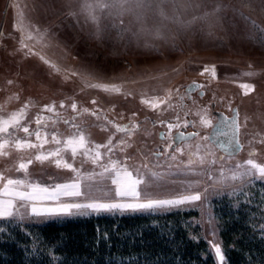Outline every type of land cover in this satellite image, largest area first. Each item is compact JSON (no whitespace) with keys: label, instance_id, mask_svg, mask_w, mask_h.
I'll return each mask as SVG.
<instances>
[{"label":"rangeland","instance_id":"374dc122","mask_svg":"<svg viewBox=\"0 0 264 264\" xmlns=\"http://www.w3.org/2000/svg\"><path fill=\"white\" fill-rule=\"evenodd\" d=\"M104 3L109 6L101 8ZM206 67L209 71L201 75ZM194 81L204 86L205 97L187 91ZM245 83L254 87L247 95L240 86ZM94 85L120 91L105 92ZM145 100L166 103L153 109ZM213 101L229 114L238 108L243 143L238 155H226L210 141L216 121ZM46 105L54 111L47 112ZM21 109V126L10 129L11 135L0 134V142L9 140L0 150L4 177L0 189L11 178L48 191L38 193L33 202L17 201V214L0 219V239L18 229L31 234V226L51 221L194 211L197 215L191 223L208 242L216 264L220 262L213 245L220 246L224 264H229L219 208L254 207L258 226L264 228V178L255 174L247 180L229 178L243 171L236 165L249 159L264 165V0H0V118ZM201 117L211 123L202 124ZM185 122L188 130L199 133L177 145L183 150L180 154L173 149L174 134ZM168 123L178 127L169 131ZM115 125L131 129V135L117 132ZM23 126L33 134L23 133ZM38 127L42 140L47 134V143L18 150L17 139L42 142L34 135ZM78 131L92 144L111 139L112 151L100 150L101 163L119 161L151 178L146 193L150 198L199 193L200 200L149 211L73 209L71 214L33 215V204L38 209H59L68 203L119 201L111 191L109 174L82 154L73 159L70 152L62 151L58 157L35 160L36 155L62 149L64 141ZM162 131L167 139L160 137ZM53 133L60 144L53 141ZM122 140L126 143L120 144ZM29 160L27 171L20 170L19 164ZM64 161L85 177L81 182L85 195L57 193L58 184L77 177V172L64 168Z\"/></svg>","mask_w":264,"mask_h":264},{"label":"trees","instance_id":"16d2710c","mask_svg":"<svg viewBox=\"0 0 264 264\" xmlns=\"http://www.w3.org/2000/svg\"><path fill=\"white\" fill-rule=\"evenodd\" d=\"M218 211L229 264H264V228L255 208ZM195 215H100L33 225L31 234L12 230L0 239V264H216L191 223Z\"/></svg>","mask_w":264,"mask_h":264},{"label":"snow or ice","instance_id":"6c2138e0","mask_svg":"<svg viewBox=\"0 0 264 264\" xmlns=\"http://www.w3.org/2000/svg\"><path fill=\"white\" fill-rule=\"evenodd\" d=\"M109 4L104 3L101 4V8H107ZM43 60L44 58L41 57ZM48 63L47 60L44 61ZM51 67L55 68V65H51ZM209 69L206 67L204 72L201 73L203 75L205 72H208ZM75 74V73H74ZM246 75H252V73H246ZM212 76L215 78V71L214 66L212 70ZM11 83V82H10ZM241 88L245 90V94L247 95L249 92L254 91V87L250 84H241ZM94 87H102L105 92H119L120 89L112 86L109 88L107 85H94ZM95 103V101H93ZM143 103L147 104L149 107L156 109L159 108L161 104L166 103L165 100H153L148 101L145 100ZM26 107V106H25ZM60 107H64L63 103H61ZM72 109L75 110L77 105L73 103L71 105ZM45 110L47 112H53V106H45ZM24 116V109H21L19 112H13L7 118H0V134L11 135L10 129L15 131L18 127L21 126V119ZM41 123V119L38 118L36 120V124L39 126ZM67 123V121H65ZM163 123V121H162ZM201 123L204 125H209L211 122L201 117ZM233 125L236 127L237 132L239 131V123L238 120H233ZM184 126H188V122L184 123ZM178 127V125H174L171 123L167 124V128L169 131L171 129ZM117 132H128L131 135L132 130L125 128L120 125H115ZM23 133L32 135L33 133L30 132L29 127L23 126L21 128ZM35 138L37 141H42L39 145L30 142L27 139L15 140V147L19 149L24 148H37L43 147L44 143H47V134H45L44 139L42 140L41 131L39 127L34 132ZM189 136L195 137L198 133H189ZM168 136H162V139H167ZM180 138L182 140L186 139L185 134L180 133ZM52 139L55 141L56 144H60V140L56 138V134H52ZM207 139V138H204ZM125 141H120V144H125ZM9 144V140L5 139L3 142H0V150H3ZM112 145V140L109 139L106 144L90 143L84 133L82 131H78L73 136H70L68 139L64 141V147L62 149L58 148L54 152H50L47 155H36L35 160L43 162L45 160H49L53 156H60L61 152H70L71 157L75 159L77 155L82 154L84 157L89 159L93 165H99L103 168V173L109 174L110 183L114 186L111 191L114 192V197L119 198L118 202H99L93 201L91 203H68L63 204L59 209H38L35 204L31 207V213L35 216H42V215H58V214H71V210H91L93 212H112V211H149L153 209H161V208H168V207H176L186 203H190L192 201L200 200V194H190V195H182L177 198H169V199H153L146 195L150 184L151 178L145 179L143 175L139 173L137 170L135 173L134 171L130 170L126 164H123L119 161H109L108 163H101L103 160L102 152L100 151L102 148L107 149L108 152L112 151L110 147ZM171 147V145H168ZM123 151V148L121 149ZM175 152L183 154V150L177 146L174 149ZM163 154V153H161ZM208 155H212L211 152ZM173 160L176 157L173 155L171 157ZM32 161L29 160L27 163H20L19 169L27 171L29 165H31ZM56 165L59 167L61 164V160L55 161ZM189 163H194L193 161H189ZM200 163H204V158L200 157ZM215 163V161H212ZM63 166L65 169H68L72 172H77V169L73 167L71 163L67 161L63 162ZM146 167V166H145ZM236 169H243L240 172H233L232 175L229 177L232 180H247L248 178L252 177L254 174L260 178H264V165H260L255 163L253 160L249 159L245 162L244 165H236ZM223 175V172H221ZM4 179L2 175H0V180ZM85 177H82L77 172L76 179L71 183H64L58 184L56 186L57 193H60L64 196H72V197H79L85 195V193L81 190V182L84 180ZM90 179V177H89ZM219 183H223V181H219ZM143 186V187H142ZM48 189L39 186L38 184H33L25 179H7L6 183L3 185V188L0 189V219H7L11 218L17 214V201L20 202H33L37 200L38 193L47 192ZM108 193L105 192V195ZM143 197V199H142ZM80 214H86L85 212H81ZM216 257L220 264H224L225 256L222 252V249L218 245H213Z\"/></svg>","mask_w":264,"mask_h":264},{"label":"water","instance_id":"95a60500","mask_svg":"<svg viewBox=\"0 0 264 264\" xmlns=\"http://www.w3.org/2000/svg\"><path fill=\"white\" fill-rule=\"evenodd\" d=\"M202 86V84L200 82H192L189 84V86L187 87V91L191 92L194 91V89L200 88ZM226 115H224V113L220 112L218 113V122L215 123L214 127L211 130L210 133V141L212 143H214L217 148L222 151L224 154L226 155H238L240 154V152L243 149V144L241 142L240 139V115H239V111L238 108L236 107L234 110V115L232 116V118L230 119H225ZM233 120H238L239 123V131L237 132V129L235 127V132H236V136L234 138H229V139H225L223 137V134L226 133L225 129L227 127V125L229 123L233 124ZM195 131H191V132H186V131H181L175 134V145L173 148H176L177 145H179L180 143H182L183 141H187V140H191L195 137L189 136V133H194ZM180 133L185 134L186 139L182 140L180 138ZM197 133V132H195ZM164 136V132H161V137Z\"/></svg>","mask_w":264,"mask_h":264},{"label":"flooded vegetation","instance_id":"af4514ba","mask_svg":"<svg viewBox=\"0 0 264 264\" xmlns=\"http://www.w3.org/2000/svg\"><path fill=\"white\" fill-rule=\"evenodd\" d=\"M206 89L204 88V86L202 85L200 88H197V89H194V91H191V92H189L190 94L191 93H196V94H198L201 98L202 97H205V95H206ZM211 106H212V110H213V114L215 115V117H216V121L213 123V126H212V128L214 127V125H215V123L216 122H218V113H220V112H222V113H224V115H226V117H225V119H230V118H232V116L234 115V110H235V108L236 107H234L233 108V110H232V112H231V114H229V113H227V111H224L223 110V108L219 105L218 106V103L216 102V101H213L212 102V104H211ZM190 124H192V121H190ZM212 128H211V130H212ZM226 131V133H224L223 134V137L225 138V139H229V138H234L235 136H236V132L234 131L235 130V127H234V125L232 124V123H229L228 125H227V127H226V129H225ZM181 131H186V132H191V131H194V130H188L186 127H183L181 130H178L176 133H178V132H181ZM164 132V131H163ZM195 132H197V133H199L198 131H195ZM175 133V134H176ZM210 133H211V131H210ZM175 134H174V142H175ZM164 135H165V132H164ZM160 137H161V133H160ZM162 138V137H161ZM210 138V137H209ZM240 139H241V130H240ZM241 142H242V139H241ZM214 144V143H213ZM243 144V143H242ZM175 145V144H174ZM174 145H173V147H174ZM215 145V144H214ZM216 146V145H215ZM217 147V146H216ZM173 149H175V148H173Z\"/></svg>","mask_w":264,"mask_h":264}]
</instances>
